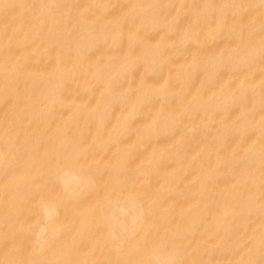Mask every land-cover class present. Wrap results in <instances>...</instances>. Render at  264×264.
<instances>
[{
  "label": "bare ground",
  "instance_id": "6f19581e",
  "mask_svg": "<svg viewBox=\"0 0 264 264\" xmlns=\"http://www.w3.org/2000/svg\"><path fill=\"white\" fill-rule=\"evenodd\" d=\"M0 264H264V0H0Z\"/></svg>",
  "mask_w": 264,
  "mask_h": 264
}]
</instances>
